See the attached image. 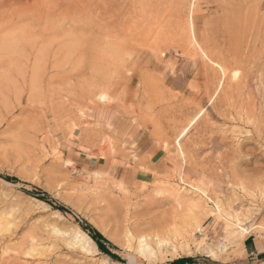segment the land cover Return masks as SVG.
Wrapping results in <instances>:
<instances>
[{
  "label": "rangeland",
  "instance_id": "obj_1",
  "mask_svg": "<svg viewBox=\"0 0 264 264\" xmlns=\"http://www.w3.org/2000/svg\"><path fill=\"white\" fill-rule=\"evenodd\" d=\"M259 28L262 0H0V264H264V57L250 123L196 57ZM85 224L117 260L72 241ZM150 235L177 253L140 256Z\"/></svg>",
  "mask_w": 264,
  "mask_h": 264
},
{
  "label": "bare ground",
  "instance_id": "obj_2",
  "mask_svg": "<svg viewBox=\"0 0 264 264\" xmlns=\"http://www.w3.org/2000/svg\"><path fill=\"white\" fill-rule=\"evenodd\" d=\"M32 2V1H31ZM71 2V1H70ZM77 2V0H76ZM198 3V2H197ZM76 4V3H75ZM95 4V3H94ZM200 4V3H199ZM236 5V4H235ZM197 6V5H196ZM199 6V5H198ZM197 6V8H198ZM247 6V5H246ZM99 8V7H98ZM199 9V8H198ZM201 10V9H200ZM30 11V10H29ZM67 11V10H65ZM199 11V10H198ZM57 13V12H55ZM64 14V13H63ZM73 14V12H72ZM88 16V15H87ZM68 17V16H67ZM54 18V17H53ZM63 18V17H62ZM66 18V17H65ZM69 18V17H68ZM199 18V16H198ZM74 19V17H73ZM79 18H77L78 20ZM81 19V18H80ZM79 19V20H80ZM62 20V19H61ZM66 20V19H65ZM54 21V20H53ZM64 21V20H63ZM60 21H58L59 23ZM73 22V21H72ZM77 23V22H76ZM75 23V24H76ZM198 23V22H197ZM55 27V26H54ZM61 27V26H60ZM96 28V27H95ZM222 28V27H221ZM240 29V27H239ZM235 34V33H234ZM214 35V34H213ZM242 35V34H241ZM197 36V35H196ZM249 37V36H248ZM232 38L234 39L235 36ZM249 41L246 45H244V50L241 53L239 51L238 45L235 47H232L229 52L220 53L219 55H213L212 51H205L202 48L199 47V45L196 42V57L198 56L200 59H207L210 62L215 61L216 66L219 67L221 75L217 78V86L216 90L218 88L223 89V93L225 94L226 99L228 100V110L233 111L235 114V121L236 122H242V123H250V118H253L256 115V98L252 94H250L247 89L249 85V80L254 76V73L258 71V64L259 59L264 57V29L259 28L254 35V37L251 35L249 37ZM251 39L253 41L251 42ZM212 41V40H211ZM215 42V43H214ZM213 43L216 44L218 40H215ZM210 45V44H209ZM205 46V45H204ZM234 46V45H233ZM241 46V45H240ZM215 47V45H214ZM212 46L211 48L214 49ZM204 48V47H203ZM205 49V48H204ZM220 51V50H219ZM207 57V58H205ZM202 61V60H201ZM214 66V65H213ZM218 69V68H216ZM239 72L240 76L233 78V73ZM218 73V72H216ZM256 74V73H255ZM263 80V79H262ZM254 81V80H253ZM261 88V87H260ZM215 89V88H214ZM264 89V88H263ZM259 93V97L264 100V90ZM260 90V91H261ZM218 91V90H217ZM206 94V93H205ZM223 94V95H224ZM215 95V94H214ZM214 95L211 94V98L208 100L210 104L214 101ZM224 97V98H225ZM226 100V101H227ZM246 100L245 105L243 102ZM258 102V101H257ZM259 103V102H258ZM261 104V103H260ZM219 108V107H218ZM261 108V107H260ZM205 112V109L201 108L199 109L196 120ZM204 115V114H203ZM217 115V114H216ZM260 115V114H259ZM232 117V115H231ZM259 117V116H258ZM257 118V117H256ZM262 118V117H261ZM258 121V119H256ZM263 120V119H262ZM261 120V121H262ZM253 122V121H252ZM254 124V122H253ZM253 124L251 126H253ZM257 124V122H256ZM240 126V125H239ZM245 126V125H244ZM257 126V125H255ZM254 127V126H253ZM250 128V127H249ZM256 128V127H255ZM246 129V128H245ZM244 130V129H243ZM255 130V129H254ZM264 130V126L262 128ZM234 131V130H233ZM261 131V130H260ZM251 132V131H250ZM253 132V131H252ZM253 134H251L252 136ZM263 136V135H262ZM231 139V138H230ZM251 139V138H250ZM240 140V139H239ZM262 141V140H260ZM259 142V141H258ZM260 145V144H258ZM262 146V145H260ZM201 192H203L201 190ZM219 203V202H218ZM216 203V208L219 209L220 205ZM192 207L198 210H202L201 206L199 204L192 202ZM237 221V220H236ZM234 222V221H233ZM230 223V222H229ZM242 223V222H241ZM240 222H236L235 227L237 228V233L239 235L246 232V229H244L240 224ZM198 224V223H197ZM230 225V224H229ZM232 225V224H231ZM234 225V224H233ZM228 226V225H227ZM196 227V226H195ZM188 228V227H187ZM190 228V227H189ZM199 227L195 228L198 229ZM229 228V227H228ZM55 232V231H54ZM235 232V231H234ZM57 233V232H55ZM184 233V232H183ZM192 233V232H191ZM236 233V234H237ZM74 239L72 241H76V243H85L88 247H92L94 250H96L95 244L92 242V240L83 232L77 231L74 233ZM166 235L172 234L173 239H177L181 236L182 233H178L176 229H171L169 231H166ZM160 235V234H159ZM185 235V234H184ZM68 236V235H67ZM233 236V235H232ZM237 236V235H236ZM70 237V236H69ZM73 237V236H71ZM244 237V236H243ZM75 243V244H76ZM151 244L155 245V249L161 253L162 249H169V251L172 254L177 253V248L175 245L169 243L166 238H161L158 235L154 236H139L137 239V246L136 251L140 256H143L147 259H155L156 258V252L151 247ZM175 244V243H174ZM178 247L182 249L187 248V243H183L178 241ZM82 245V244H81ZM80 246V245H79ZM85 246V247H87ZM72 247V246H71ZM82 247V246H81ZM84 247V246H83ZM87 247V248H88ZM90 247V249H91ZM82 249V248H81ZM84 250V248H83ZM84 252V251H83ZM157 252V253H158ZM188 253V252H187ZM209 257H213L215 253L212 251H209ZM165 256V255H164ZM177 256V255H176ZM159 258V257H158ZM157 258V259H158ZM156 259V260H157ZM164 260V259H163Z\"/></svg>",
  "mask_w": 264,
  "mask_h": 264
},
{
  "label": "trees",
  "instance_id": "obj_3",
  "mask_svg": "<svg viewBox=\"0 0 264 264\" xmlns=\"http://www.w3.org/2000/svg\"><path fill=\"white\" fill-rule=\"evenodd\" d=\"M46 197V195H44ZM40 201H45V199L38 198ZM62 211V210H60ZM82 231L85 232L88 237L93 241V243L96 245L98 251L108 257H110L113 260H117L116 256L112 255L105 247L107 245V242L104 240V238L92 227L85 224V226L82 228ZM191 263L190 259H181L177 260L171 264H189Z\"/></svg>",
  "mask_w": 264,
  "mask_h": 264
},
{
  "label": "crops",
  "instance_id": "obj_4",
  "mask_svg": "<svg viewBox=\"0 0 264 264\" xmlns=\"http://www.w3.org/2000/svg\"><path fill=\"white\" fill-rule=\"evenodd\" d=\"M136 143L138 144L140 149L144 150V152L147 150V148H149V145H150V144L145 145V142L141 143L138 138L136 139ZM150 151H152V149ZM150 151H148V152H150ZM156 154H157V152L154 155H156ZM244 252L247 256L253 255V254H256V255L264 254V251L260 250L258 244L255 243L254 240H252V239L250 241H247L246 244H244Z\"/></svg>",
  "mask_w": 264,
  "mask_h": 264
},
{
  "label": "snow or ice",
  "instance_id": "obj_5",
  "mask_svg": "<svg viewBox=\"0 0 264 264\" xmlns=\"http://www.w3.org/2000/svg\"><path fill=\"white\" fill-rule=\"evenodd\" d=\"M262 3H264V0H262ZM205 58H207V57H205ZM145 75H146L147 77L151 78L153 74H152V73H146ZM239 76H240V73H239V72H234V73H233V78H236V77H239ZM99 99L102 100V101H109V97L106 96V95H101V96L99 97ZM109 102H110V101H109ZM193 123H195V121H193ZM189 127H191V125H189ZM187 131H188V129L185 128V129H184V132H187ZM181 135H183V133H181ZM177 143H179V141H178ZM181 155H183V153H181ZM261 250L264 251V248H262Z\"/></svg>",
  "mask_w": 264,
  "mask_h": 264
}]
</instances>
